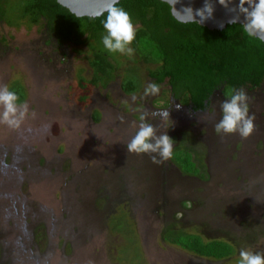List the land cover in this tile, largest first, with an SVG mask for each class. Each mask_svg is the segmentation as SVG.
<instances>
[{
    "label": "rangeland",
    "instance_id": "rangeland-1",
    "mask_svg": "<svg viewBox=\"0 0 264 264\" xmlns=\"http://www.w3.org/2000/svg\"><path fill=\"white\" fill-rule=\"evenodd\" d=\"M49 35L44 24L0 23V85L21 82L30 108L20 129L0 125V264H236L242 247L264 252V85L245 89L253 134L221 138L219 97L214 115L186 117L167 82L142 99L155 67L136 53L120 54L113 78L85 96L95 43L58 46ZM130 72L143 86L128 95ZM142 110L175 140L171 159L127 152ZM186 151L203 177L177 163ZM176 235L223 240L236 254L204 259L169 243Z\"/></svg>",
    "mask_w": 264,
    "mask_h": 264
},
{
    "label": "trees",
    "instance_id": "trees-1",
    "mask_svg": "<svg viewBox=\"0 0 264 264\" xmlns=\"http://www.w3.org/2000/svg\"><path fill=\"white\" fill-rule=\"evenodd\" d=\"M121 6L131 13L137 27L132 47L146 64L155 68L150 77L158 84L168 83L175 99L196 111H206L218 94L225 97L231 89H258L264 83V43L250 40L240 24L223 31H212L198 23L184 24L174 19L168 6L160 0H122ZM97 19L78 18L57 0H0V23L29 27L44 24L60 44L80 45L92 40L90 61L94 78H81L88 96L89 85L110 81L121 66L119 53H108L102 44L105 30ZM143 83L137 72L123 78L122 90L138 93ZM10 88L22 101L27 90L21 82ZM87 97H84L86 100ZM184 172L204 176L194 154L176 156ZM169 243L201 258L221 261L236 254L235 247L223 240L206 242L199 235L168 237Z\"/></svg>",
    "mask_w": 264,
    "mask_h": 264
},
{
    "label": "clouds",
    "instance_id": "clouds-1",
    "mask_svg": "<svg viewBox=\"0 0 264 264\" xmlns=\"http://www.w3.org/2000/svg\"><path fill=\"white\" fill-rule=\"evenodd\" d=\"M59 2V0H58ZM103 8L89 14V19L101 20L105 34L102 44L108 53H119L133 57L135 49L132 47L136 39L137 27L130 12L121 6V0H102ZM182 0H162L169 9L170 15L181 23H198L212 19L215 4L235 15L231 18L232 24H240L243 33L252 41L264 43V0H204L201 8L193 9L183 6L177 9L176 5ZM197 17L199 19H197ZM243 17V22L240 18ZM161 86L156 82L149 83L143 91L142 99L149 96H158ZM225 97V96H224ZM137 97L132 96V101ZM251 97L244 88H233L225 99L218 101L220 119L214 125L215 133L223 138L228 135H239L248 139L255 131V115L250 112ZM180 105H177L179 108ZM215 105L209 109L215 114ZM30 115V108L26 101H22L19 93L8 85H0V125L12 130L20 129ZM32 116L35 113H31ZM149 113L142 110L139 116V125L134 135L126 144L128 153L137 156L147 155L154 163H162L174 155L175 140L167 132H159L158 125L148 122ZM151 115L159 116L164 123L171 121L168 110H158ZM123 119V118H122ZM236 264H264V252L242 247L237 250Z\"/></svg>",
    "mask_w": 264,
    "mask_h": 264
},
{
    "label": "water",
    "instance_id": "water-1",
    "mask_svg": "<svg viewBox=\"0 0 264 264\" xmlns=\"http://www.w3.org/2000/svg\"><path fill=\"white\" fill-rule=\"evenodd\" d=\"M59 4L70 10V12L76 15L78 18L89 17V14H91L92 12L103 8L102 0H59ZM203 4L204 0H182L180 4L176 5V7L177 9H181L183 6H191L195 10L201 8ZM234 15V13L229 12L221 5L216 3L213 18L205 21L201 24V26L206 27L212 31H223L227 29L229 25H234L230 22L231 18ZM197 19L199 18L197 17ZM240 22H243V17L240 18Z\"/></svg>",
    "mask_w": 264,
    "mask_h": 264
},
{
    "label": "flooded vegetation",
    "instance_id": "flooded-vegetation-1",
    "mask_svg": "<svg viewBox=\"0 0 264 264\" xmlns=\"http://www.w3.org/2000/svg\"><path fill=\"white\" fill-rule=\"evenodd\" d=\"M51 35V34H50ZM49 35V36H50ZM53 36V35H52ZM51 38H53V40H51V42L53 41H55L56 43H57V45L58 46H64V45H69V44H73V43H65V44H60L59 43V41H58V39L56 38V37H51ZM152 79V78H151ZM154 80V79H153ZM157 83V82H156ZM122 85V84H121ZM264 85V83L262 84V86ZM261 86V87H262ZM25 87V86H24ZM261 87H259L258 89H260ZM253 89H250V91H252ZM255 90V89H254ZM125 93V92H124ZM126 94V93H125ZM220 98V99H225V97H224V95H222V94H218L216 97H214L213 98V101H212V103H211V105H210V107L206 110V111H196V110H194V109H192V108H189V107H187L186 105H184V104H182L181 102H180V100H178V99H175L174 98V96H173V100L176 102V106L177 105H180V107L182 108V110L184 111L183 112V114L185 115L184 117H186V112L189 114V116H191V115H199V114H204V113H206L207 111H209V109H211L212 108V106H213V104L216 102V99L217 98Z\"/></svg>",
    "mask_w": 264,
    "mask_h": 264
}]
</instances>
